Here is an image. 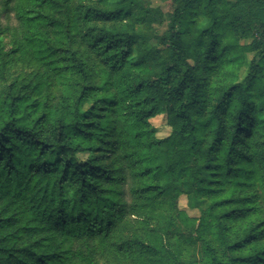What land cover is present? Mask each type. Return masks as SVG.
<instances>
[{"label": "trees", "instance_id": "16d2710c", "mask_svg": "<svg viewBox=\"0 0 264 264\" xmlns=\"http://www.w3.org/2000/svg\"><path fill=\"white\" fill-rule=\"evenodd\" d=\"M164 1L0 0V264H264V0Z\"/></svg>", "mask_w": 264, "mask_h": 264}, {"label": "rangeland", "instance_id": "374dc122", "mask_svg": "<svg viewBox=\"0 0 264 264\" xmlns=\"http://www.w3.org/2000/svg\"><path fill=\"white\" fill-rule=\"evenodd\" d=\"M151 4L154 7L157 6L160 7L165 14L172 10L171 3L166 2L164 0H151ZM167 28H168V22L166 21L164 26L160 30V33L161 34L166 33ZM153 123L158 129V136L160 138H166L170 134L171 129L168 127L164 116H160L156 118L155 120H153ZM180 206L183 209H187V200L184 197L180 199ZM189 213L194 215V212L189 211Z\"/></svg>", "mask_w": 264, "mask_h": 264}]
</instances>
